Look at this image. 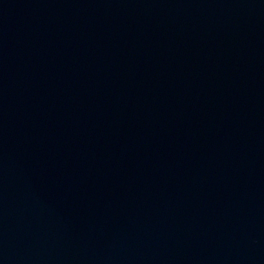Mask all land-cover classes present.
I'll return each mask as SVG.
<instances>
[{"label": "water", "instance_id": "water-1", "mask_svg": "<svg viewBox=\"0 0 264 264\" xmlns=\"http://www.w3.org/2000/svg\"><path fill=\"white\" fill-rule=\"evenodd\" d=\"M0 264H264V0H0Z\"/></svg>", "mask_w": 264, "mask_h": 264}]
</instances>
